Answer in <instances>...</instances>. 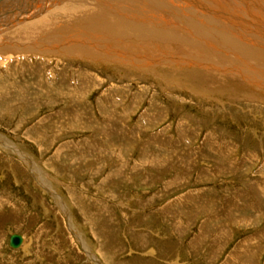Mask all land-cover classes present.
I'll return each mask as SVG.
<instances>
[{
    "label": "rangeland",
    "instance_id": "rangeland-1",
    "mask_svg": "<svg viewBox=\"0 0 264 264\" xmlns=\"http://www.w3.org/2000/svg\"><path fill=\"white\" fill-rule=\"evenodd\" d=\"M197 7L230 34L259 24ZM183 21L129 36L128 60L25 40L0 55V264H264V31L231 52Z\"/></svg>",
    "mask_w": 264,
    "mask_h": 264
},
{
    "label": "bare ground",
    "instance_id": "bare-ground-1",
    "mask_svg": "<svg viewBox=\"0 0 264 264\" xmlns=\"http://www.w3.org/2000/svg\"><path fill=\"white\" fill-rule=\"evenodd\" d=\"M212 1H214L215 3ZM233 1L230 0V2H233ZM222 3L223 5L221 6L219 4V0H0V55L6 54V52L9 49L13 48L14 41L25 40L27 41L26 43L27 45L23 43L24 46L22 45L23 47L21 46L20 47L21 49L27 50V52L28 50L29 52H33L32 50H34L36 53L39 52L41 54V52L49 53L53 51L54 49H60V48L64 49V51L69 50L70 52H75V50L79 49L78 51L81 52V51H84V47H86L85 51H88L89 53L94 50L96 53L102 52L104 54L103 55L104 57L107 54L108 55L116 54V56L118 55L122 57L123 59L128 60L129 58H132V57L129 56L128 53L124 51L125 49L122 46L124 45L130 46V42H128L127 40V38H130L129 36H134V35L142 36L143 34V35H148V37L149 35L151 37L153 35H155V37L156 36L165 37V36H170V34H172L173 35L172 37H174L175 39L174 33L180 32L178 31L180 29L183 32L185 30L182 26L179 27L176 24H174V22L175 20H180L185 23V21H183L184 19L187 20V25L188 24L190 25V23L191 25L193 24V27L195 29L192 30V32L194 33H200V34L201 32L217 33L218 35L225 36L224 38L222 36L223 40H226V38L229 36L227 38V41L232 44V47L230 45H224L225 46L224 49L227 47L226 49H230L231 52L235 48L238 49V45L239 46L243 45L244 47L245 45L244 43L254 42V40L249 39L248 37H245L248 35L249 31L251 32L255 31L253 29H257V32L259 30L264 31V27H263L264 5L259 4L257 0H242V3H243L242 5H244L243 8H245L247 13L249 14L251 13L250 15H253L255 17L253 18L254 20L257 19L256 21L259 22V24L256 25V28H253V29H251L249 25L246 24L247 25L246 29L243 28V31L245 32L247 30L248 32H245V33L237 30L239 33L233 31L230 34L229 30L232 27L231 24H233L234 26L242 27L241 25H245V23H251V21L247 17L249 15L248 14L245 15L246 11L244 9L240 11L239 8L241 7H239L238 9L234 8L232 6L234 4L232 3L228 4L229 6H227V4H224V2ZM235 4H237L236 1H235ZM197 5L202 6L203 8L204 7L207 8L210 11V13L215 12V14H218L219 12V14H221V17H222L221 19L226 20V22L227 21L230 22L231 24L230 23L229 24L231 27L228 30L225 29L223 31V28L226 26L220 29L218 28L217 30V28L208 27L207 25L201 23L198 18L200 17L199 14L197 17L196 13L194 12V10L198 8ZM250 17L252 19V16ZM219 23L221 24L222 21H220ZM212 30H216V31L213 32ZM3 34L6 35L5 36L7 37L6 40L3 39ZM98 37L100 39L105 40V42L99 43L97 40ZM204 37H207V36H204ZM249 37L251 36L249 35ZM212 38L209 40L213 41ZM154 39H157V38H154ZM159 39L157 40L160 41L161 39L160 40ZM84 41L88 45L86 44L84 45L85 43ZM57 42L59 43L58 46L55 45V43ZM164 42L165 40L162 43ZM172 42L174 44V41ZM136 43L138 42L136 41ZM258 44H259V40H258L257 45ZM211 45L212 44H210V46ZM253 46H255V44ZM262 46L263 47L261 46L257 47L258 49H256L255 52L253 51L254 52L253 56L256 58V61L258 62L259 65L264 64V45L262 44ZM16 47H18V45H16ZM89 47L90 49L93 47L96 49L90 50ZM207 49H209V47H207ZM219 51L220 50H218L217 52L218 54H219ZM21 53H22V50H21ZM79 54L80 56L83 55V53L82 54L79 53ZM88 55H91V54H88ZM100 57L102 59L101 55ZM104 59L105 58H103L102 60ZM236 59L237 58L235 55V60ZM232 61L230 63H232ZM139 62L140 61H138V63ZM134 63H135V60H134ZM136 65H137V61H136ZM239 65L241 66V64ZM246 70L243 69V71H241L239 70V67H238V72L240 71V74L244 75L245 73L244 71ZM235 71H236L235 73H237V69ZM262 71H261V75L263 74ZM230 72H233V71H230ZM249 73H251V71H249ZM252 76L250 74L249 77L251 78ZM253 78L254 77H252V79ZM22 237L23 238H22V242L20 246L16 248H21V246L24 245L25 238L23 234H22Z\"/></svg>",
    "mask_w": 264,
    "mask_h": 264
},
{
    "label": "water",
    "instance_id": "water-1",
    "mask_svg": "<svg viewBox=\"0 0 264 264\" xmlns=\"http://www.w3.org/2000/svg\"><path fill=\"white\" fill-rule=\"evenodd\" d=\"M22 238L23 237L20 232H12L8 237V245L13 248L19 247L22 242Z\"/></svg>",
    "mask_w": 264,
    "mask_h": 264
},
{
    "label": "crops",
    "instance_id": "crops-1",
    "mask_svg": "<svg viewBox=\"0 0 264 264\" xmlns=\"http://www.w3.org/2000/svg\"><path fill=\"white\" fill-rule=\"evenodd\" d=\"M21 234H22V233H21ZM251 237H252V236H251ZM251 237H250V238H251ZM193 238H194V237H193ZM193 238H192L191 243H194V242H195V238H194V239H193ZM250 240H251V241H249L250 243L254 241V243H255V245H256V246H254V250H252L251 252L255 251L256 249H258V251H259L260 248H259L258 243H257V242L259 241V240H258V237H254L253 239H250ZM249 242H247V243H249ZM247 243H246V244H247ZM243 244H245V243H243ZM240 247H241V246H240ZM261 251H262V249H261ZM261 251H260V252H261ZM242 253H247V251H244V252H242ZM239 257H240V256H239ZM249 257H251V255H250ZM242 259H243V261H247V260L244 259V257H243ZM225 260H226V257H224V259L221 261V264H223V262H224ZM248 261H250L249 258H248ZM243 264H244V263H243Z\"/></svg>",
    "mask_w": 264,
    "mask_h": 264
}]
</instances>
